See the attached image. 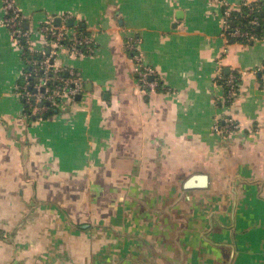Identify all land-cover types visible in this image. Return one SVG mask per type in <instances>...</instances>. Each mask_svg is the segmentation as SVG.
<instances>
[{"label": "crops", "instance_id": "obj_1", "mask_svg": "<svg viewBox=\"0 0 264 264\" xmlns=\"http://www.w3.org/2000/svg\"><path fill=\"white\" fill-rule=\"evenodd\" d=\"M254 1L16 0L38 48V24L62 14L94 42L54 59L81 92L29 118L0 0V264H264V16L244 41L221 26L224 6ZM136 38L155 87L134 70ZM225 118L238 128L218 132Z\"/></svg>", "mask_w": 264, "mask_h": 264}, {"label": "built area", "instance_id": "obj_2", "mask_svg": "<svg viewBox=\"0 0 264 264\" xmlns=\"http://www.w3.org/2000/svg\"><path fill=\"white\" fill-rule=\"evenodd\" d=\"M5 10L4 23L10 29V32L16 43L22 50L23 69L20 73L22 83H18L17 94L22 99L23 114L25 116L36 115L42 118L46 112L53 107L58 106L64 96L74 97L82 90L81 77L79 72L74 69L67 68L63 70L56 68L54 59L59 50H64L68 57L74 58L88 54L93 49V39L76 31H67L65 20L68 14H62L61 23L55 25L51 17H47L40 24L39 30L42 34L40 44L47 45L50 50L45 51L44 48H38L31 38L32 32L24 27L26 15L19 9L16 0H2ZM257 2V1H254ZM244 2L242 5L247 7L246 16H249V25L256 26L260 20L256 15H251L253 10L251 3ZM223 4H227L223 1ZM259 9L258 5L256 6ZM233 9L224 6L223 16L221 20L222 34L226 39L232 38H254L253 33L241 28L239 25H232L235 15ZM126 47L132 51L134 59V70L137 71L139 78L148 86L155 87L157 80L154 76L152 66L144 61V54L139 46V39H130L126 42ZM37 71L40 74L36 76ZM153 77V78H152ZM239 77L230 74L224 79L226 97L233 98L238 90ZM262 82L264 84V72L262 74ZM27 105V113L24 108ZM238 124L232 118H225L222 124L216 125V130L222 134H228L235 131Z\"/></svg>", "mask_w": 264, "mask_h": 264}, {"label": "trees", "instance_id": "obj_3", "mask_svg": "<svg viewBox=\"0 0 264 264\" xmlns=\"http://www.w3.org/2000/svg\"><path fill=\"white\" fill-rule=\"evenodd\" d=\"M257 5H258L259 9H257V7H256ZM251 6L253 7V10L250 12V16L256 15L257 18L261 22V19L264 16V3L257 1V2L251 3ZM247 11H248L247 7H243L240 12L233 11L232 13H233V15H235V17H234V21H233L232 25H239L241 28L248 30L251 33H253L255 36L260 35V29L257 28V26L249 25V16H246ZM237 39H240L242 41L246 40L245 38H237ZM39 74H40V71H37L36 76ZM224 79L225 78H223V80H222L223 84H224ZM22 81H23L22 79H19L18 83H22ZM26 107H27V105L24 104L25 110L27 109ZM54 108L55 107H53L50 111L46 112V114H44L42 117L49 116L52 113H54V111H53ZM27 112L28 111L26 110V113ZM28 117L29 118H38L36 115H30V116L28 115ZM83 225H85V224H81V226H83Z\"/></svg>", "mask_w": 264, "mask_h": 264}, {"label": "water", "instance_id": "obj_4", "mask_svg": "<svg viewBox=\"0 0 264 264\" xmlns=\"http://www.w3.org/2000/svg\"><path fill=\"white\" fill-rule=\"evenodd\" d=\"M56 20L58 21L57 18H56ZM71 22H72V20H69L68 23L71 24ZM194 180H197V182L195 183ZM204 185H206V175L205 174L194 175V176L190 177L188 180H186L184 183L185 188H189V187H193V186H204Z\"/></svg>", "mask_w": 264, "mask_h": 264}, {"label": "rangeland", "instance_id": "obj_5", "mask_svg": "<svg viewBox=\"0 0 264 264\" xmlns=\"http://www.w3.org/2000/svg\"><path fill=\"white\" fill-rule=\"evenodd\" d=\"M40 24L41 23H39L38 25L40 26ZM37 26V25H36ZM37 29H36V27H35V30H34V32L36 31ZM31 38L33 39V37H32V35H31ZM61 54V50H59V52L57 53V59H56V62H57V64H61V59L60 58H62L63 56L62 55H60Z\"/></svg>", "mask_w": 264, "mask_h": 264}]
</instances>
